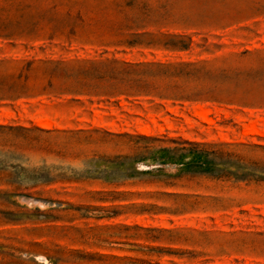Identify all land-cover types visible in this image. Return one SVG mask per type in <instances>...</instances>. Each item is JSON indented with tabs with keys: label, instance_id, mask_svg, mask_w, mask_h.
I'll use <instances>...</instances> for the list:
<instances>
[{
	"label": "rangeland",
	"instance_id": "1",
	"mask_svg": "<svg viewBox=\"0 0 264 264\" xmlns=\"http://www.w3.org/2000/svg\"><path fill=\"white\" fill-rule=\"evenodd\" d=\"M176 37L189 49L159 44ZM0 62L24 87L0 102V124L33 130L0 173V264H264V174L96 173L135 156L106 132L229 145L264 164V0H0ZM112 62L205 66L161 84L225 94L111 95L126 89L112 78L121 65L85 72Z\"/></svg>",
	"mask_w": 264,
	"mask_h": 264
},
{
	"label": "trees",
	"instance_id": "2",
	"mask_svg": "<svg viewBox=\"0 0 264 264\" xmlns=\"http://www.w3.org/2000/svg\"><path fill=\"white\" fill-rule=\"evenodd\" d=\"M159 44L172 51H186L190 47L189 42L177 37ZM2 63L0 62V64ZM34 64V62L28 63V70ZM108 65H121V70L119 68L112 70V78L125 84L126 88L118 89L115 85V87L107 91L111 95L116 93H125L128 95L147 94L157 95L161 99L196 102L202 100L220 101L225 94V91L220 89L208 91L194 89L192 91H186L178 85H173L171 82L166 85L161 84L163 80L169 78H188L205 75L202 72L205 66L199 69L194 68L190 71L189 69L196 66L191 63L180 65L163 63L132 64L125 62H112L111 64L94 63L91 64L85 73L93 76L101 69H104L103 67H108ZM23 90L24 87H21L12 77L0 76V102L16 100ZM32 131V129L24 126L0 124V173L12 167V162L18 160V156L15 153L18 148L11 143L21 138H28ZM99 131L98 129L93 130L94 133H98ZM80 132L83 133L85 131ZM106 135L114 138L128 139L130 144H133L135 156H119L114 160H104L103 163L106 164L105 170L99 171V169H96V173L105 179L118 177L117 174L112 175L110 172H118L128 177L135 175L134 165L136 163L145 164L148 167H156V172H162L164 167L173 166L178 169V176L209 174L218 178L224 176L248 178L252 177L253 174L258 175L257 173L259 172L264 174V164L253 162L252 165L255 169H250V166L242 163L244 160L243 156L225 150L229 145H200L187 141H174L178 145L173 147L156 145V143L160 142V139L147 135L133 136L130 134H112L109 132H106ZM255 148L264 149L261 146H255ZM99 165L100 162H97L96 166L99 167ZM148 172L152 171L149 170ZM255 180L264 181V176L258 175Z\"/></svg>",
	"mask_w": 264,
	"mask_h": 264
},
{
	"label": "bare ground",
	"instance_id": "3",
	"mask_svg": "<svg viewBox=\"0 0 264 264\" xmlns=\"http://www.w3.org/2000/svg\"><path fill=\"white\" fill-rule=\"evenodd\" d=\"M41 261H43L42 264H48V261H46L45 259H42Z\"/></svg>",
	"mask_w": 264,
	"mask_h": 264
}]
</instances>
